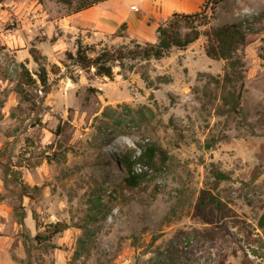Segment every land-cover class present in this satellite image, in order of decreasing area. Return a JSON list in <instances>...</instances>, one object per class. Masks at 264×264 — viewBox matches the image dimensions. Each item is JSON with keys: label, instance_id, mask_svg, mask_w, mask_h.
I'll return each mask as SVG.
<instances>
[{"label": "rangeland", "instance_id": "obj_1", "mask_svg": "<svg viewBox=\"0 0 264 264\" xmlns=\"http://www.w3.org/2000/svg\"><path fill=\"white\" fill-rule=\"evenodd\" d=\"M202 2L113 0L103 8L114 14L72 21L55 0H0V264H264V0H224L210 23L242 22L247 34L238 113L208 79L222 80L225 63L205 56L204 36L159 61L113 65L112 81L65 56L77 40L95 52L155 43L158 26ZM31 47L45 57L48 93ZM107 107L114 112L102 119ZM146 142L169 161L156 175L135 165L154 176L128 189L119 154ZM212 169L229 180L215 182ZM203 190L221 203L211 224L196 214ZM55 223L69 228L34 240Z\"/></svg>", "mask_w": 264, "mask_h": 264}, {"label": "trees", "instance_id": "obj_2", "mask_svg": "<svg viewBox=\"0 0 264 264\" xmlns=\"http://www.w3.org/2000/svg\"><path fill=\"white\" fill-rule=\"evenodd\" d=\"M42 2V0H32ZM56 3L65 6L69 10V15H75L88 10L98 4L111 0H55ZM224 0H203L202 4L193 13H174L163 25L156 29V42L138 44L131 46H121L117 49L103 48L95 52L91 47L85 46L80 40H77L75 54L66 53V59L74 67L81 69L89 74L94 80L112 81L114 73L113 65L121 69L125 67L126 61L149 62L150 60L159 61L169 56L173 49L184 51L186 48L201 36H204L206 43L203 47L205 56L213 61H223L225 63L222 80H216L213 77L208 79L213 82L217 89L221 90V102L226 112L238 113L242 91L244 90L243 75L244 62L239 52L246 44V31L242 22H236L229 25L211 27L210 23L214 20L218 7ZM208 27V30H202ZM260 59H264V39L260 40L258 47ZM28 54L34 63L38 65L37 79L40 87L48 93L49 85L47 80V70L43 57L40 52L31 47ZM91 54H94L91 56ZM24 80L27 84H34L27 71H24ZM141 79L151 88L147 77L141 73ZM171 79L158 77V84H169ZM91 92H98L96 89H90ZM118 107V106H117ZM113 109L105 108L101 113V118H108V114H113ZM102 122V120H101ZM103 124V123H102ZM106 124L104 123V126ZM102 128L100 127L99 130ZM114 138L107 139L105 144H110ZM216 143L215 140L205 144L206 149H210ZM169 156L160 146L154 143H137L136 148L128 153L119 154V164L124 169L123 183L126 188L134 189L142 182L148 181L150 175L147 171L141 170L134 173L135 165H140L151 173L158 174L166 167ZM211 175L215 182L229 180V177L218 170L212 169ZM220 201L209 190H203L199 194L196 203V214L205 223H212L211 210L220 208ZM25 213H18L17 225L22 229L24 227ZM69 228L65 223H55L47 229L43 235H36L34 240L39 244L50 243L57 235L63 233ZM258 228L264 233V214L258 220Z\"/></svg>", "mask_w": 264, "mask_h": 264}, {"label": "crops", "instance_id": "obj_3", "mask_svg": "<svg viewBox=\"0 0 264 264\" xmlns=\"http://www.w3.org/2000/svg\"><path fill=\"white\" fill-rule=\"evenodd\" d=\"M111 1H113V0H111ZM111 1H108V2H111ZM108 2H104V3L98 4V5L92 7V8H90V9H88V10H85V11L80 12V13L75 14V15H68V18H69V17H72V18H69V19H71L72 21H75V19H77L78 16H79V17H83V16L86 14V12H88V11H92V10H97V11H99V12H103V11H104V14H105L104 16L107 17V16H109L110 14H114V13L109 12L107 9L103 8V7H105L104 5H106V3H108ZM84 13H85V14H84ZM117 13H118V12H117ZM73 23H74V22H73ZM193 44H194V43H193ZM193 44H192V45H193ZM192 45L188 46V47L186 48V50H188ZM173 50H174V49H173Z\"/></svg>", "mask_w": 264, "mask_h": 264}, {"label": "built area", "instance_id": "obj_4", "mask_svg": "<svg viewBox=\"0 0 264 264\" xmlns=\"http://www.w3.org/2000/svg\"><path fill=\"white\" fill-rule=\"evenodd\" d=\"M140 169H134L133 172L136 173V172H139Z\"/></svg>", "mask_w": 264, "mask_h": 264}]
</instances>
